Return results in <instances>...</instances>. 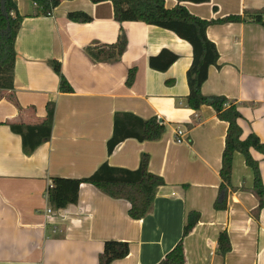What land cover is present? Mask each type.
<instances>
[{
  "label": "crops",
  "instance_id": "0c3cea01",
  "mask_svg": "<svg viewBox=\"0 0 264 264\" xmlns=\"http://www.w3.org/2000/svg\"><path fill=\"white\" fill-rule=\"evenodd\" d=\"M23 17L14 44L13 89L0 92V264H98L104 243L126 242L129 254L111 264H159L182 237L191 212L200 215L183 239L184 264H264V207L258 213L252 195L253 173L235 153L226 209L214 202L227 124L213 109L186 107V72L192 50L174 33L141 22L118 24L109 2H62L49 17H34L31 2L16 0ZM174 8L176 0H164ZM203 20H219L264 9V0L181 2ZM83 12L92 20L76 23L68 13ZM120 29L126 36L124 54L115 63H94L85 48L94 42L113 44ZM206 36L216 46L217 66L210 67L201 87L204 96H221L237 105L242 139L254 134L264 143V29L257 23L212 24ZM163 49L178 59L165 72L149 68L150 57ZM58 62L72 93L59 91ZM136 69L131 86L128 71ZM171 81L172 84H167ZM54 107L50 139L30 155L10 125L33 126ZM116 113L142 120L156 117L165 125L154 141L127 139L107 154ZM184 139L175 140V130ZM142 155L148 170L161 177L151 213L142 220L128 216L129 204L81 184L78 202L51 209L47 190L52 178L83 179L103 163L134 171ZM258 162L264 186V158ZM228 236L231 251L218 253L219 234Z\"/></svg>",
  "mask_w": 264,
  "mask_h": 264
},
{
  "label": "trees",
  "instance_id": "16d2710c",
  "mask_svg": "<svg viewBox=\"0 0 264 264\" xmlns=\"http://www.w3.org/2000/svg\"><path fill=\"white\" fill-rule=\"evenodd\" d=\"M31 2L34 6V17H49L52 11L64 1L72 0H22ZM92 4L109 2L113 9V18L118 24L124 22H141L174 33L179 39L188 43L192 50L191 65L186 72L188 95L185 98L187 108L198 111L202 106H209L217 118L227 124L224 138V148L221 154L219 170L220 185L214 202V209H226L227 196L231 187L233 156L239 153L244 157L245 164L253 173L252 195L257 199L256 213L264 207V186L259 171L258 162L251 152L255 151L264 158V143L254 134L242 139V130L238 125L241 115L237 105L221 96H204L201 87L208 79L210 67H216L218 52L214 43L206 36L207 28L212 24L257 23L264 29V9L244 12L243 15H230L219 20L207 21L192 16L181 2L202 4L210 0H176L178 4L168 9L164 0H89ZM67 18L76 23H89L91 18L83 12L68 13ZM23 17L19 14L16 0H0V92L13 89V70L15 62L14 44ZM127 46L126 36L120 29L117 40L113 44L94 42L85 48L86 55L94 63H115L120 60ZM178 59L168 50L163 49L157 56L150 57L148 66L158 72L167 71ZM54 73L59 77V91L72 93L73 90L63 77L58 62L51 63ZM136 69L128 71L126 85L134 81ZM167 84H172L168 81ZM1 94V93H0ZM1 99V95H0ZM46 117L39 125H10V130L19 135L22 140L24 154L30 155L41 144L50 139L54 107L46 106ZM165 131V125L156 117L142 120L131 113H116L113 120V133L107 142V154L127 139L138 142L159 139ZM149 157L142 155L138 169L131 171L123 168L110 167L103 163L91 176L83 179L52 178L47 190V201L51 209L61 210L78 202L81 184H89L106 196L125 200L129 204L128 216L133 220H142L152 210L153 200L159 187L164 186L161 177L153 175L148 170ZM200 215L197 212L188 214L182 229V237L174 248L159 264H184L183 239L188 236L197 223ZM218 253L225 256L231 251V245L225 232L219 234L217 240ZM129 245L126 242L109 240L104 243L103 252L98 258V264H111L128 256Z\"/></svg>",
  "mask_w": 264,
  "mask_h": 264
},
{
  "label": "built area",
  "instance_id": "2783aa9c",
  "mask_svg": "<svg viewBox=\"0 0 264 264\" xmlns=\"http://www.w3.org/2000/svg\"><path fill=\"white\" fill-rule=\"evenodd\" d=\"M175 134V140L177 142H180L184 139V134H183V130L181 128H177L174 132ZM47 216H51L53 214V210L52 209H48L47 211Z\"/></svg>",
  "mask_w": 264,
  "mask_h": 264
},
{
  "label": "water",
  "instance_id": "95a60500",
  "mask_svg": "<svg viewBox=\"0 0 264 264\" xmlns=\"http://www.w3.org/2000/svg\"><path fill=\"white\" fill-rule=\"evenodd\" d=\"M160 121V120H159Z\"/></svg>",
  "mask_w": 264,
  "mask_h": 264
}]
</instances>
